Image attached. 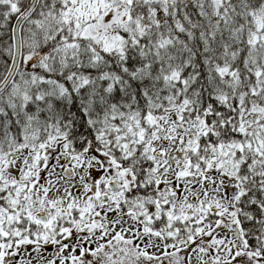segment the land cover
<instances>
[{
  "label": "snow or ice",
  "instance_id": "6c2138e0",
  "mask_svg": "<svg viewBox=\"0 0 264 264\" xmlns=\"http://www.w3.org/2000/svg\"><path fill=\"white\" fill-rule=\"evenodd\" d=\"M0 264H264V0H0Z\"/></svg>",
  "mask_w": 264,
  "mask_h": 264
}]
</instances>
